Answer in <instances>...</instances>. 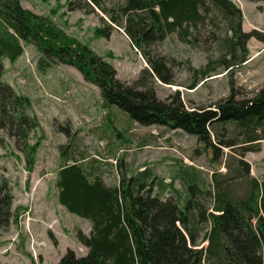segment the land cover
Segmentation results:
<instances>
[{
    "label": "rangeland",
    "instance_id": "rangeland-1",
    "mask_svg": "<svg viewBox=\"0 0 264 264\" xmlns=\"http://www.w3.org/2000/svg\"><path fill=\"white\" fill-rule=\"evenodd\" d=\"M70 1L21 0L24 8L48 18L58 30L112 63L122 82L144 83L161 100L179 93L189 109L208 107L223 101L232 89L235 98L243 100L264 87V0H232L241 9L243 21L235 64L230 69L221 60L231 51L233 36L221 18L202 25L187 41L176 33L152 49L146 47L150 56L166 63L170 84L150 74L142 52L131 43L124 27L110 20L124 6V0H101L107 14L99 9L92 14L71 10ZM105 27L107 37L98 30ZM24 49L16 63L4 61L3 80L30 99L29 113L37 117L40 126L30 132L29 143L39 146L34 163H30L22 141L0 131V173L11 187L15 213L12 224L0 229V264H54L69 249L78 256L88 253L77 235L79 231L90 234V221L69 213L59 203L57 172L65 164L62 153L67 154L65 147L69 145L67 156L88 158L85 164H93L110 186L120 183L121 159L128 177L146 169L154 180V194L178 199L182 208L189 194L188 173L196 177L199 189L212 193V198L204 192L198 197L206 205L210 203L209 207L213 204L214 176L224 188L232 187V196L245 194L246 182L233 183L239 159L250 166L251 177L263 180L264 141L260 151H249L243 144H234V126L221 130L220 139L224 133L225 140L214 161L212 148L206 149L195 136L133 122L119 108L106 106L100 89L87 82L79 70L51 62L32 44L25 43ZM209 64V75L201 77L200 70ZM214 143L220 144L217 139ZM198 245L197 249L207 242L200 240Z\"/></svg>",
    "mask_w": 264,
    "mask_h": 264
},
{
    "label": "trees",
    "instance_id": "trees-1",
    "mask_svg": "<svg viewBox=\"0 0 264 264\" xmlns=\"http://www.w3.org/2000/svg\"><path fill=\"white\" fill-rule=\"evenodd\" d=\"M124 1L110 20L124 27L131 43L142 52L150 74L162 82L171 83L170 70L162 58L150 56L146 47L152 49L176 33L187 41L214 18H221L228 25L235 40H231L232 49L221 60L229 69L234 66L243 13L232 0ZM69 5L71 10L92 14L99 9L107 14L101 0H73ZM98 30L108 36L106 27ZM25 43L34 45L51 62L79 70L87 82L100 89L106 106L119 108L133 122L165 126L195 136L206 149L212 148L214 161L225 140L224 133L220 139V131L233 126L234 144H243L249 151L261 150L264 87L243 100H237L232 89L227 98L208 107L189 109L179 93L164 101L144 83L122 82L112 63L58 30L48 18L24 8L21 0H0V131L6 130L19 143L22 141L30 163H34L39 146L30 145V132L40 124L29 113L30 99L17 94L3 80L4 61L16 63L24 55ZM210 64L200 70L201 77L209 75ZM216 139L220 144L214 143ZM69 146L65 147L67 154ZM67 154L63 151L66 161L57 172L59 203L69 213L90 221L92 230L89 235L82 231L77 235L88 249L85 256L69 249L54 264H264V178L251 177L250 166L242 159L238 160L233 183H247L244 195L232 196V187L224 188L214 176L213 204L209 207L210 203L206 205L198 197L204 192L212 198V193L199 189L196 177L188 173L185 181L189 194L182 208L178 199L154 194V180L146 169L128 177L121 159L120 183L110 186L93 164H85L88 158L73 160ZM13 203L11 187L0 173V229L8 228L14 221ZM200 240L207 245L197 249Z\"/></svg>",
    "mask_w": 264,
    "mask_h": 264
}]
</instances>
